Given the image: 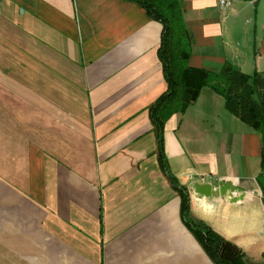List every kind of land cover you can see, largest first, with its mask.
I'll list each match as a JSON object with an SVG mask.
<instances>
[{"label": "crops", "instance_id": "0c3cea01", "mask_svg": "<svg viewBox=\"0 0 264 264\" xmlns=\"http://www.w3.org/2000/svg\"><path fill=\"white\" fill-rule=\"evenodd\" d=\"M181 1L189 65L264 78V0ZM161 30L130 0H0V264H213L157 155ZM163 139L190 217L260 263L261 133L205 86Z\"/></svg>", "mask_w": 264, "mask_h": 264}, {"label": "trees", "instance_id": "16d2710c", "mask_svg": "<svg viewBox=\"0 0 264 264\" xmlns=\"http://www.w3.org/2000/svg\"><path fill=\"white\" fill-rule=\"evenodd\" d=\"M145 9L147 14L162 25L157 50L162 64L166 89L150 104L149 118L157 139V155L171 184L181 197V215L184 223L198 240L213 264H264L254 263L233 242L202 221L189 215V192L168 171L164 151L165 121L176 112H183L193 103L200 90L211 87L224 98L226 109L241 121L259 131L262 136L261 166L264 169V103L257 88L256 75L246 74L231 64L218 71L189 65L193 39L186 26L181 0H130ZM188 46V50L183 48ZM264 203V185L262 186Z\"/></svg>", "mask_w": 264, "mask_h": 264}, {"label": "water", "instance_id": "95a60500", "mask_svg": "<svg viewBox=\"0 0 264 264\" xmlns=\"http://www.w3.org/2000/svg\"><path fill=\"white\" fill-rule=\"evenodd\" d=\"M256 83L260 93L261 101L264 103V78L260 74L256 75ZM193 177L195 176H191L190 178ZM190 189L199 196H204L208 199L218 197L219 195L223 196L227 191H229L233 194L232 202L238 199L236 194L239 191V189L232 185L230 181H221L217 188H215L214 185L210 183H200L196 181L191 185Z\"/></svg>", "mask_w": 264, "mask_h": 264}, {"label": "built area", "instance_id": "2783aa9c", "mask_svg": "<svg viewBox=\"0 0 264 264\" xmlns=\"http://www.w3.org/2000/svg\"><path fill=\"white\" fill-rule=\"evenodd\" d=\"M218 3L220 8H228L231 5L230 0H219Z\"/></svg>", "mask_w": 264, "mask_h": 264}, {"label": "rangeland", "instance_id": "374dc122", "mask_svg": "<svg viewBox=\"0 0 264 264\" xmlns=\"http://www.w3.org/2000/svg\"><path fill=\"white\" fill-rule=\"evenodd\" d=\"M183 48L185 49V50H188L187 48H188V46L187 45H184L183 46Z\"/></svg>", "mask_w": 264, "mask_h": 264}]
</instances>
